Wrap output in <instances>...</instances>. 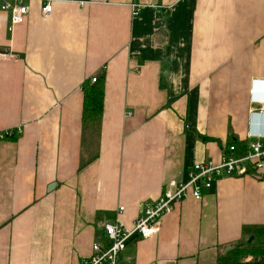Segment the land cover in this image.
<instances>
[{
    "label": "crops",
    "instance_id": "1",
    "mask_svg": "<svg viewBox=\"0 0 264 264\" xmlns=\"http://www.w3.org/2000/svg\"><path fill=\"white\" fill-rule=\"evenodd\" d=\"M53 1L50 19L26 2L13 29L0 12V133L22 131L0 145V264L88 259L121 207L130 228L194 164L264 134L250 116L264 101V0ZM102 75L99 156L79 170L82 86ZM251 178L177 205L123 264H218L264 227Z\"/></svg>",
    "mask_w": 264,
    "mask_h": 264
},
{
    "label": "built area",
    "instance_id": "2",
    "mask_svg": "<svg viewBox=\"0 0 264 264\" xmlns=\"http://www.w3.org/2000/svg\"><path fill=\"white\" fill-rule=\"evenodd\" d=\"M32 1L41 3V14L44 19L52 17L53 0H0V12L9 13L11 16L10 29L26 22L29 15V6L26 2ZM139 14V6H133V17ZM96 81L97 76L91 79L92 84ZM255 115L264 117V101L261 102L258 110L250 112V116ZM14 132L20 135L22 131L11 129L6 131V134L10 136ZM248 139L250 141L242 152L235 145L227 146L223 149L222 157L218 162L209 160L196 163L188 171L186 180H172L167 183L161 196L144 206L142 216L136 219L130 228L120 219L125 211V208L121 207L116 220L104 225L107 245L103 247L95 243L91 257L75 264H123L121 254L126 250L129 242L134 239L145 240L157 235L164 217L171 214L175 207L186 199L201 201L204 193L223 177L264 178V134H250Z\"/></svg>",
    "mask_w": 264,
    "mask_h": 264
},
{
    "label": "trees",
    "instance_id": "3",
    "mask_svg": "<svg viewBox=\"0 0 264 264\" xmlns=\"http://www.w3.org/2000/svg\"><path fill=\"white\" fill-rule=\"evenodd\" d=\"M82 93V149L83 143H86L88 138L87 133L90 132L91 129L95 128L97 136L94 142V149L91 150V147H89V150L87 149L90 155L89 159L87 161L86 159L84 160L79 170L84 169L99 156L98 144L100 141V128L104 118L105 105V76L102 75L97 77V81L94 84L91 83V79L87 80L82 86ZM17 139V132H14L13 135L10 136L6 134V131L0 133V145L4 142H16ZM206 139L207 138H204V140ZM93 144H91V146ZM230 145H235L241 152L246 147L245 142L244 144L231 142L228 146ZM84 148H86V144H84ZM84 152L83 150V153ZM91 152L94 153L91 154ZM252 230L254 234L249 237V239L252 237V241L249 242L248 239L234 245L231 251L219 256L218 264H264V227H253ZM102 235L104 238H102L99 244L104 247L107 245L104 231Z\"/></svg>",
    "mask_w": 264,
    "mask_h": 264
},
{
    "label": "rangeland",
    "instance_id": "4",
    "mask_svg": "<svg viewBox=\"0 0 264 264\" xmlns=\"http://www.w3.org/2000/svg\"><path fill=\"white\" fill-rule=\"evenodd\" d=\"M87 140L86 143H83V150L85 151L86 160L89 159V147L91 150L95 147V140L97 134L95 133V128L91 129L90 132L87 133ZM94 143V144H93ZM84 144H86V148H84ZM91 144H93L91 146ZM88 149V150H87ZM94 152H91L93 154ZM264 178L261 177H254L252 176L249 183L246 185V196L248 199V206H252L254 208H259L261 211L264 212ZM252 241V237L249 239V242Z\"/></svg>",
    "mask_w": 264,
    "mask_h": 264
},
{
    "label": "water",
    "instance_id": "5",
    "mask_svg": "<svg viewBox=\"0 0 264 264\" xmlns=\"http://www.w3.org/2000/svg\"><path fill=\"white\" fill-rule=\"evenodd\" d=\"M264 118V117H263ZM54 186V185H53Z\"/></svg>",
    "mask_w": 264,
    "mask_h": 264
}]
</instances>
